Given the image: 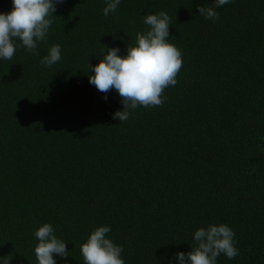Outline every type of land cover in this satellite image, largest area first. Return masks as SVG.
Returning a JSON list of instances; mask_svg holds the SVG:
<instances>
[{
  "label": "trees",
  "instance_id": "1",
  "mask_svg": "<svg viewBox=\"0 0 264 264\" xmlns=\"http://www.w3.org/2000/svg\"><path fill=\"white\" fill-rule=\"evenodd\" d=\"M106 6L64 0L38 54L16 39L0 59V256L37 264L34 233L49 223L67 243L56 264H84L80 245L99 226L125 264H179L197 229L223 223L239 254L217 264H264V0H120L108 16ZM11 8L0 0V12ZM160 11L182 53L178 82L162 106L120 122L121 97L105 99L88 64L105 45L126 55ZM56 44L61 60L43 66Z\"/></svg>",
  "mask_w": 264,
  "mask_h": 264
},
{
  "label": "clouds",
  "instance_id": "2",
  "mask_svg": "<svg viewBox=\"0 0 264 264\" xmlns=\"http://www.w3.org/2000/svg\"><path fill=\"white\" fill-rule=\"evenodd\" d=\"M64 0H12L9 12H0V59L11 60L16 52L15 40L30 53L36 52L37 42H46L48 30L53 23L50 18L56 12V6ZM103 14L114 13L120 0H105ZM232 0H215V8ZM200 15L206 20H219V13L214 8L198 6ZM144 23L149 26L145 33L137 32L135 43L127 44L126 55H118V47H107L99 63L88 64L89 83L105 94L115 90L121 97L123 110L113 114V119L127 121L130 110L137 107L162 106L165 102L164 91L177 84L176 77L183 66L182 53L168 42L171 20L165 11L144 16ZM61 60L60 45H52L40 63L51 67ZM109 226H99L80 245L84 264H125L121 258L123 247L116 245L106 234ZM38 243L34 252L37 264H56L54 255L67 258V243L58 239L51 224L44 223L34 233ZM196 242L191 251L178 252L175 258L179 264H217V258L224 254L234 259L239 251L235 247V233L227 224H209L193 234ZM12 255L0 256V264H10ZM66 264V260H65Z\"/></svg>",
  "mask_w": 264,
  "mask_h": 264
}]
</instances>
